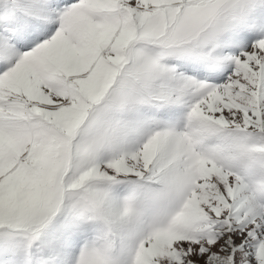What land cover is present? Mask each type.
Returning <instances> with one entry per match:
<instances>
[{"label": "snow or ice", "instance_id": "1", "mask_svg": "<svg viewBox=\"0 0 264 264\" xmlns=\"http://www.w3.org/2000/svg\"><path fill=\"white\" fill-rule=\"evenodd\" d=\"M0 264H264V0H0Z\"/></svg>", "mask_w": 264, "mask_h": 264}]
</instances>
